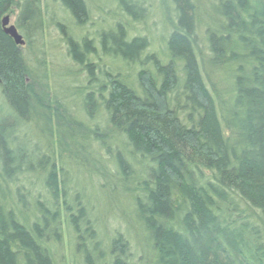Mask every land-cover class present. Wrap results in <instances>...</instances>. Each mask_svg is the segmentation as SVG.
Listing matches in <instances>:
<instances>
[{
	"label": "trees",
	"instance_id": "obj_1",
	"mask_svg": "<svg viewBox=\"0 0 264 264\" xmlns=\"http://www.w3.org/2000/svg\"><path fill=\"white\" fill-rule=\"evenodd\" d=\"M58 1L84 23V0ZM114 1L135 22L145 17L138 0ZM169 1L166 62L148 55L155 73L141 70L139 85L125 71L94 62L87 36L67 38L70 57L88 73L80 93L87 120L99 118L92 130L50 95L46 69L39 76L4 33L2 18L18 3L0 0V89L8 111L1 106L0 264H264V0H204V8L201 0ZM21 7L19 32L36 23L40 10L37 0ZM99 40L103 56L126 67L144 63L150 46L122 22ZM101 120L106 134L128 147L126 156L113 157L118 179L129 180V165L142 166L133 194L139 261L119 231L104 246L80 192L68 200L70 164L85 165L87 148L105 145L106 134L97 132ZM27 125L58 151L29 153ZM89 134L100 137L90 143ZM31 174L43 195L32 209L18 186L23 177L33 187ZM66 234L75 244L70 262L54 250Z\"/></svg>",
	"mask_w": 264,
	"mask_h": 264
},
{
	"label": "rangeland",
	"instance_id": "obj_2",
	"mask_svg": "<svg viewBox=\"0 0 264 264\" xmlns=\"http://www.w3.org/2000/svg\"><path fill=\"white\" fill-rule=\"evenodd\" d=\"M25 0H16L18 8L13 9L7 15L11 17V24L16 25L21 14ZM39 1V16L27 25L29 28L20 29V34L29 40L26 42L23 52L27 57L29 64L37 70L39 76L48 72L49 83L51 85V94L53 98L63 102L71 115L78 121H83L88 128L97 130L95 125L99 118L87 120L86 112L83 111V95L80 93L83 87L87 85L88 73L84 68L77 65L69 55V45L67 38L71 37L74 41L81 42L84 37L93 41V46L97 55L91 57L94 62H98L104 69L125 71L130 78L139 85L141 80L138 73L141 70L147 74L155 73L148 55L158 58L163 63L166 62V41L170 32L168 17L173 16L172 6L169 0H138L145 8V17L135 22L126 17L120 11L118 4L114 0H84L87 7V15L84 23L78 25L70 13L62 6L58 0H37ZM202 7H205V1L201 0ZM169 8V11L167 10ZM170 12V14H169ZM117 22H122L129 31V35L146 36L150 46L145 50L142 61L144 63L137 66L126 67L114 58H105L101 53L99 35L112 30ZM200 33L201 45L206 50ZM131 40L130 38H128ZM45 68V69H44ZM98 81L104 77L100 74L98 67L94 68ZM4 109V114L8 111L4 104L0 89V108ZM106 122L101 120L98 134H106ZM103 129V130H102ZM22 134H26L27 140L24 144L29 148V153H36L42 157L48 153L52 147L45 135L38 128L29 127L22 129ZM100 136L89 134L88 141L92 143L94 138ZM118 135L108 131L102 137L104 140L103 148L93 143L87 152L89 156L85 158V165L70 164L68 171L67 184L69 185L68 200L73 201L75 195L80 192L79 198L83 200L89 209V215L95 224L99 235L105 240L113 236L117 231L123 233L131 246L134 259L139 261L142 246L141 234L136 228L135 214L133 206V194H136V188L141 185V178L144 176L142 166L138 163L129 165L127 171L130 173L129 180L122 182L118 179L117 167L114 164L113 157L119 152L125 156L128 154V147L121 142H117ZM95 142V141H94ZM108 147V149H107ZM58 151V147L54 148ZM85 152V156L89 153ZM84 156V155H83ZM84 160V159H83ZM31 184L26 178L21 177L18 186L21 188V199L27 202L28 208L34 207L37 198L43 199L39 192L42 188L41 180H37L36 174H31ZM12 193L16 196L15 186H11ZM27 189H32L28 193ZM40 195V196H39ZM19 197V196H17ZM83 197V198H82ZM78 198V199H79ZM30 220L33 217L30 216ZM57 256L64 262H70L75 256V244L70 236L66 234L62 245L54 249Z\"/></svg>",
	"mask_w": 264,
	"mask_h": 264
},
{
	"label": "water",
	"instance_id": "obj_3",
	"mask_svg": "<svg viewBox=\"0 0 264 264\" xmlns=\"http://www.w3.org/2000/svg\"><path fill=\"white\" fill-rule=\"evenodd\" d=\"M2 27L4 33L11 37L20 48L25 47L26 40L20 34L16 25L11 24V17L9 15H6L2 18Z\"/></svg>",
	"mask_w": 264,
	"mask_h": 264
}]
</instances>
